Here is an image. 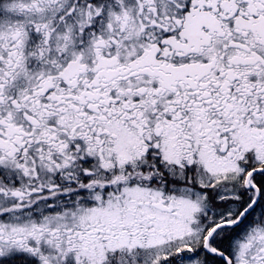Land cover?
I'll return each instance as SVG.
<instances>
[{"label": "snow or ice", "instance_id": "obj_1", "mask_svg": "<svg viewBox=\"0 0 264 264\" xmlns=\"http://www.w3.org/2000/svg\"><path fill=\"white\" fill-rule=\"evenodd\" d=\"M0 264H264V0H0Z\"/></svg>", "mask_w": 264, "mask_h": 264}]
</instances>
